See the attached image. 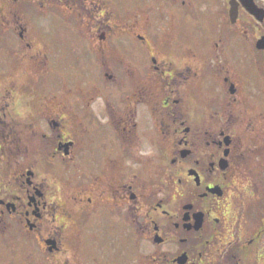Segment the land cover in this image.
<instances>
[{"label": "flooded vegetation", "instance_id": "flooded-vegetation-1", "mask_svg": "<svg viewBox=\"0 0 264 264\" xmlns=\"http://www.w3.org/2000/svg\"><path fill=\"white\" fill-rule=\"evenodd\" d=\"M13 1L88 36L4 21L0 264H264V0Z\"/></svg>", "mask_w": 264, "mask_h": 264}, {"label": "rangeland", "instance_id": "rangeland-1", "mask_svg": "<svg viewBox=\"0 0 264 264\" xmlns=\"http://www.w3.org/2000/svg\"><path fill=\"white\" fill-rule=\"evenodd\" d=\"M126 3L127 0H124ZM26 5V6H24ZM38 4L34 1L31 2H14L13 0H0V72H5L6 70L12 71L16 67L14 65H11L9 63V56L12 55L14 52H17L20 44H19V36L18 34H13L12 32L6 31L4 25V21H10V22H21L22 24H26V26H29L32 28V33L38 37L42 38V40H45L46 37L56 38L60 39L61 41L68 44L70 40V28L72 32L75 31V34L73 36L79 37L81 40H83L84 32L85 35L88 36V32L86 28H83V26L79 25L78 23L73 22L74 18L71 17V14H65L62 18L61 12L57 14L56 17H54L53 13L42 11L38 9ZM50 11V10H48ZM64 17H67L64 19ZM62 19L66 22V24H62ZM52 22V23H51ZM73 22V23H70ZM59 25L60 28L56 27V25ZM62 25L64 27H62ZM68 26L70 28H68ZM56 27V28H55ZM32 34V35H33ZM93 35L92 32H90L89 37ZM34 36V37H35ZM63 36H69L68 39H65ZM17 37V38H16ZM6 39L10 40L11 42L6 43ZM49 42H52L53 40H47ZM17 42V43H16ZM57 42V46H60L62 42ZM3 45H2V44ZM77 43V42H76ZM74 44L72 50L68 49L66 53L62 52L61 47L59 50H55V54L51 55V67H58V71L61 69H64L65 72H72L76 79H82L87 77L86 73H90L91 76V82L94 84H98V81H100L104 76V71L97 68L95 66V61H85L84 58H79L82 56L79 54V50L82 51V54L84 53L85 45L83 44V41H80V46L78 44ZM64 46V45H62ZM7 47V48H6ZM83 48V49H82ZM14 49H16L14 51ZM66 50V49H65ZM64 50V51H65ZM73 50H75L76 53H72ZM73 56V59L71 61V69H67L68 62V55ZM77 55H79L77 57ZM76 57V58H75ZM79 58V59H78ZM86 70V72H85ZM100 71V72H99ZM7 78V77H6ZM103 80V79H102Z\"/></svg>", "mask_w": 264, "mask_h": 264}, {"label": "water", "instance_id": "water-1", "mask_svg": "<svg viewBox=\"0 0 264 264\" xmlns=\"http://www.w3.org/2000/svg\"><path fill=\"white\" fill-rule=\"evenodd\" d=\"M200 225V224H199ZM197 227H199V226H197Z\"/></svg>", "mask_w": 264, "mask_h": 264}]
</instances>
